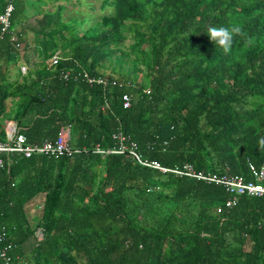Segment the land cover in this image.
Listing matches in <instances>:
<instances>
[{"label": "trees", "instance_id": "16d2710c", "mask_svg": "<svg viewBox=\"0 0 264 264\" xmlns=\"http://www.w3.org/2000/svg\"><path fill=\"white\" fill-rule=\"evenodd\" d=\"M11 4L8 32L25 46L29 29L39 61L21 76L8 34L0 36V116L22 127L27 143L52 141L67 128V144L83 149L12 156L0 170V228L21 264H264V196L241 194L225 207L231 195L221 185L93 152L111 147L120 131L165 169L187 164L250 180L247 163L264 160V0H101L110 8L101 30L80 36L59 21L60 9L56 21L45 14L35 28L15 31L24 5ZM209 24H239L244 36L225 55L209 40ZM123 30L133 44L127 51ZM25 50L22 64L35 63ZM115 51L119 70L106 75L103 62ZM9 97L16 101L5 113ZM36 195L42 206L30 227L23 208Z\"/></svg>", "mask_w": 264, "mask_h": 264}, {"label": "built area", "instance_id": "2783aa9c", "mask_svg": "<svg viewBox=\"0 0 264 264\" xmlns=\"http://www.w3.org/2000/svg\"><path fill=\"white\" fill-rule=\"evenodd\" d=\"M12 1L5 0L3 11L0 13V36L4 33L8 34V41L13 50L16 52L18 59V70L24 74L26 67L22 64V56L24 53V44L21 43L14 32H8V18L12 11ZM57 58V52L49 56L48 63L52 64ZM61 78L65 79L67 73H61ZM78 75H72L77 77ZM81 79L87 84L95 83L100 84V80L91 79L86 76L85 73H81ZM104 83V81H102ZM121 107L126 108L129 106L130 97L126 94L120 96ZM0 133V170L3 169L6 173L8 167L12 163V156L30 157L32 155H44L46 157L58 158L61 156H71L74 153L82 151L83 149L73 148L66 142V136L57 134V137L50 140H43L39 143H27L24 136L22 135L19 126L12 121L4 122ZM113 145L103 150L95 146L93 152L96 154L103 155L105 153H118L127 154L136 163L141 166L156 169L160 172L170 173L176 177H188L201 180L205 183H213L221 185L231 195L225 201V207H230L236 204V197L238 195H245L249 197H262L264 196V160L258 168H254L252 165L247 163V171L250 175V180L244 181L242 176L230 174L224 172L223 174H215L203 171H196L190 165H183L182 169H165L160 166L156 161L147 160L141 155L138 150V146L133 140H130L124 136L120 131H114L111 134ZM221 209H218L220 211ZM16 249L10 241H8L5 231L0 228V264H21V259L14 256L13 251Z\"/></svg>", "mask_w": 264, "mask_h": 264}, {"label": "rangeland", "instance_id": "374dc122", "mask_svg": "<svg viewBox=\"0 0 264 264\" xmlns=\"http://www.w3.org/2000/svg\"><path fill=\"white\" fill-rule=\"evenodd\" d=\"M55 3H60V17H59V21L65 23L67 26L71 27L73 31H75L79 36L82 34L83 30L89 27H94L96 32H99L102 28L101 26V16L105 15V14H109V10L110 8L108 6H102L101 0H66V1H61L58 0L57 2H48V4H46L45 9L48 10H52L53 11V6L55 5ZM112 9V7H111ZM45 19H47L48 21L52 20V21H56L55 17L52 15L49 18L44 17ZM83 20V21H82ZM60 22H56L57 26H59ZM42 23L39 24L40 27H42ZM18 27L15 28V31L17 30ZM121 34L123 35V38L121 39L120 43L121 48L123 50H129L130 46L132 47L133 44H131V38L128 34V32L126 30L121 31ZM22 41L25 43L26 46V50L25 53L26 54H31V52H33L34 49V39H32V33L29 31H25L22 35ZM117 56V51L111 53L109 55L108 58H106L103 62V73L106 75H112L115 76V70L118 71L119 69L116 67L115 61L114 59ZM132 58V55H129L128 57L124 58L122 64H121V69L120 70H124L127 67H129V60ZM32 60L35 63L30 64L31 66L28 67L31 68V70L35 69L37 67V62L39 61L38 57H32ZM46 63H48V60L46 61ZM27 64V63H26ZM16 65V64H15ZM17 67V66H16ZM135 79L136 81H142L141 80V75L139 72H135L134 73ZM63 130L66 129L61 128L59 129V134L66 136V134H64L65 132H62ZM34 201L33 204H35ZM39 208H36L33 210V212H29L27 214L28 219L30 221L29 224L33 225L34 221L36 220V218L38 217L39 214ZM34 237L39 239L40 238V233L39 231H35Z\"/></svg>", "mask_w": 264, "mask_h": 264}, {"label": "crops", "instance_id": "0c3cea01", "mask_svg": "<svg viewBox=\"0 0 264 264\" xmlns=\"http://www.w3.org/2000/svg\"><path fill=\"white\" fill-rule=\"evenodd\" d=\"M5 1V0H0V7L2 5V2ZM23 2V5H24V12L22 13L23 14V17L21 18L20 21H18V23L16 24V26L18 27L17 30L20 31L21 30V26L23 27H26V28H35L36 26V23L39 21V19L47 14V15H55V12L60 9L61 10V6H60V3H55V5L53 6V11L52 10H48V9H45L46 7V4H48V2H57L58 0H20ZM63 1V0H61ZM66 1V0H64ZM60 10H59V15L60 16ZM56 17V16H55ZM57 18V17H56ZM29 30V29H28ZM27 29H24L23 32H27L28 31ZM30 32V31H29ZM22 38V37H21ZM32 54V57H36L37 56V51L36 50H33V52H31ZM25 62V61H23ZM18 62L16 63V68L18 69ZM32 64V63H31ZM45 64H46V61H45ZM29 66H31L29 64ZM25 67H26V72L23 74L20 73V71L18 70L19 74L22 76V75H25L31 68L28 67V64L25 63ZM14 72V70H13ZM16 101V98H7L4 100V106H5V113H8L9 109L12 107V104ZM7 121H10V120H5V118H3V116L1 115L0 116V133H1V128L3 127V123L4 122H7ZM20 131L22 130V127L19 126ZM66 129V132L65 130H63L62 132H65L64 134L67 135V128H64ZM59 133V132H58ZM41 199H42V196L41 195H36L35 197H33L32 199H30L26 204H25V208H23V211H24V214L26 215L27 217V220H28V223H30L29 219H28V216L27 214L29 212H33L34 209L36 208H41ZM34 201H37L34 203ZM35 222V221H34ZM30 227H33V225L29 224ZM39 231V230H37ZM40 233V232H39ZM35 234V233H34ZM37 240V238H35ZM32 242V240L29 242V240L25 241L24 244L21 245V250H24L26 249V247ZM20 248H18V250L20 251Z\"/></svg>", "mask_w": 264, "mask_h": 264}, {"label": "clouds", "instance_id": "9594fccd", "mask_svg": "<svg viewBox=\"0 0 264 264\" xmlns=\"http://www.w3.org/2000/svg\"><path fill=\"white\" fill-rule=\"evenodd\" d=\"M205 31L209 40L213 42L215 46L222 49L225 55L231 52L234 37L244 36L243 29L239 24H231L229 26H215L209 24ZM246 43L251 45V38H248ZM259 147L264 148V139L259 141Z\"/></svg>", "mask_w": 264, "mask_h": 264}]
</instances>
